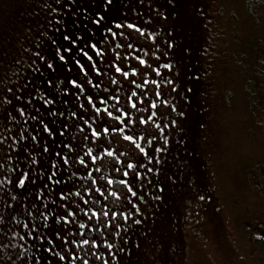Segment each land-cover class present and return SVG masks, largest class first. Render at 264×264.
I'll return each instance as SVG.
<instances>
[{
    "label": "snow or ice",
    "instance_id": "obj_1",
    "mask_svg": "<svg viewBox=\"0 0 264 264\" xmlns=\"http://www.w3.org/2000/svg\"><path fill=\"white\" fill-rule=\"evenodd\" d=\"M115 2L102 0L103 11L111 10ZM74 3L75 0H55V5L65 9ZM139 3L143 6L144 0ZM182 3L183 0H165L151 8L149 21H140L137 13L139 22L126 14L109 21L98 10L84 16L95 26L88 28L85 37L79 31H68L63 19L57 18L62 15L61 9L43 0L51 19H47L46 29L37 34L35 49H24L28 60L25 64L16 59L14 63L19 67L12 76L0 75V127L8 134L0 133V161H4L0 162V170L9 173L0 180V200L7 197L0 212H9L7 218L0 215V245L9 247L3 244L6 233L2 229L11 222L13 227L25 230L23 234L12 231L13 238L35 239L43 253L50 254L46 264H123L125 257L131 261L133 253L125 247L130 243L126 236L133 226L139 228L149 221L153 202L161 201L164 193L159 181L150 179L161 171L162 160L156 154H163L170 142L165 133L164 143L159 144L160 132L152 128L157 114L163 116L157 102L169 117L176 113L175 119L165 117L167 122L156 125L161 131L170 126L175 130L179 118L185 116L166 99L167 95H179L176 79L167 78L175 67L169 51L178 46L175 30L168 32L165 28L163 41L156 32L157 26L167 25L169 17L180 19ZM82 12L86 10L77 8L72 15ZM73 25L79 28L75 21ZM131 39L141 51H150L132 58L129 50L134 46L127 42ZM45 45L50 48L47 54ZM112 48H123L126 54L117 52L113 56ZM163 57L168 60L161 63ZM161 68L168 70L167 76ZM21 69L24 75H19ZM60 70L64 72L63 79L49 76L44 88L28 79L32 73L44 77ZM156 78L171 86L167 93ZM98 80L116 87L103 86ZM60 97H64V105L71 104L70 109L56 106ZM29 121L31 129L25 127ZM9 125H18L21 131L14 134ZM73 129L75 137L59 139ZM8 139L9 152L14 151L13 145H19L25 154L23 164L9 167L13 157L4 152ZM199 199L204 200V196ZM25 219L30 222L24 223ZM112 236H119L121 244L114 246ZM42 259L37 257L34 264H40ZM17 262L25 264L24 252L18 250L12 258L11 264Z\"/></svg>",
    "mask_w": 264,
    "mask_h": 264
},
{
    "label": "rangeland",
    "instance_id": "obj_2",
    "mask_svg": "<svg viewBox=\"0 0 264 264\" xmlns=\"http://www.w3.org/2000/svg\"><path fill=\"white\" fill-rule=\"evenodd\" d=\"M78 1L86 12H82V16L78 13L76 17L64 12L65 25L68 31H79L87 37L88 28L95 26L90 25L84 16H92L98 10L103 11L105 6L102 0H95V4L93 0ZM164 3L165 0H151V3L144 0L141 6L139 0H116L111 10L103 11V14L109 21L113 17L126 14L130 20L139 22L137 21L139 13L140 21H149L151 8ZM132 9L136 11L133 12ZM241 9L238 0H183L180 19L176 20L175 16L169 17L167 25L156 28L161 41L166 35L165 28L168 32L175 30L174 38L178 46L175 51L169 49L175 67L170 76H167L168 70L161 68L160 71L167 78L176 79L179 95H167L166 99L170 106H177L178 111L182 110L185 116L179 118L175 130L170 126L161 131L156 125L162 121L167 122L165 117L175 119L176 113L169 117L160 106V102H157L163 116L157 114L152 128L160 132L159 144L164 143L165 133L168 134L170 142L165 145L163 154H156L162 160L161 171L150 179L159 181L164 189L163 199L152 204L155 216L150 212L151 218L146 224L139 229L132 228L128 232L126 239L130 243L125 247L133 255L131 261L125 257L123 264H264V244L258 245L256 241L253 242V238L258 236V232L253 231L254 228L258 230L260 228L264 232V208H257L252 204L260 195L252 193L241 173L243 165L257 161L261 153L257 138L251 141L252 136L249 137L246 133L247 115L237 75L236 60L240 58L235 49V42L238 36L241 37ZM164 10L167 11V8ZM5 13L2 14L4 19L10 16V9ZM72 17L75 20H72ZM4 19L0 18V28H7V31L0 34L3 38L0 39V48L2 47L0 75L9 72L8 76H12L11 72H16L19 67L14 63L19 56L16 45L22 43V46L26 44L27 47L30 45L33 48L37 42V35L32 37V33L27 34V31L19 34L22 30L12 21H5L4 27L2 25ZM73 21L79 28L74 27ZM58 38L60 39V36ZM127 42L134 46L129 50L132 58L137 53L144 56L145 52L150 51L148 48L141 51L135 39ZM140 42H144L142 37ZM27 49L29 52L32 51L29 47ZM110 51L113 56L117 52L120 55L126 54L123 48H112ZM151 51L156 49L152 48ZM21 54L24 57L22 63L26 64L28 54ZM14 56L15 59L12 61ZM144 58L148 59L146 56ZM167 60L168 57H163L161 63ZM125 65L130 67L128 61H125ZM24 74V70L21 69L19 75ZM34 74L28 78L42 88L47 87L44 81L49 76L55 78L50 72L44 77ZM54 74L63 79V70ZM156 79L167 93L171 86L160 78ZM97 83L113 89L116 87L108 84L106 80H98ZM63 99L64 97H60L58 100ZM68 99L71 100V97ZM61 103L62 101L59 102L62 106ZM62 108L70 109L71 104L67 106L63 104ZM152 111L155 112L156 109ZM3 123L8 125L7 121ZM9 126L12 127L14 134L21 131L16 126ZM143 127L141 126V130ZM0 133H3L2 127ZM76 135L77 132L73 129L59 139L67 141ZM9 144L10 139L5 140L4 152L13 157L9 167L11 164H23L25 154L20 146L13 145L16 146L15 152L9 153ZM112 146L116 147L115 144ZM145 146L147 147L146 144ZM28 147L31 148L32 145L28 144ZM7 175H9L7 170H0V180ZM7 190L6 185L5 191ZM262 194L264 195V192ZM200 196H204V200L201 201ZM148 199L151 200V194ZM6 201L7 197L0 200V207H3ZM44 203L48 204L50 201ZM25 206H28L27 201ZM0 215L7 218L9 212L5 209ZM29 222L27 219L24 220V223ZM2 231L6 233L3 236V244H8L9 247L0 245V264H11L18 250L24 252L25 264H34L37 257H44L40 264H46L50 254L43 253L39 246L40 242L35 239L20 241L18 237H12V231L23 234L25 230L15 228L9 222ZM111 242L116 246L121 244V239L119 236H112ZM11 244L23 247L16 249L12 248ZM136 245H139V248Z\"/></svg>",
    "mask_w": 264,
    "mask_h": 264
},
{
    "label": "trees",
    "instance_id": "obj_3",
    "mask_svg": "<svg viewBox=\"0 0 264 264\" xmlns=\"http://www.w3.org/2000/svg\"><path fill=\"white\" fill-rule=\"evenodd\" d=\"M238 2L241 4L242 8V31L241 37L238 36V40L235 42V49L240 58V60H236V67L237 75L240 80L239 88L242 95L241 97L247 115L248 127L246 133L249 137L252 136V138H250L251 141L257 138L261 149L260 158L253 163L244 164L241 168V173L252 193L260 195L256 201H252V204L256 205L257 208H264V195L262 194V192H264V0H238ZM48 3L61 9L62 15L57 18H62L64 23V12H68L72 15L75 9H83L81 2L78 0H75V3L70 5L67 9L63 8V5H55V0H48ZM8 9H10V16L4 19L2 14L7 12ZM48 11L49 9L43 6V0H1L0 3V18L1 20L4 19L2 25L5 27V21H12V23L22 30L19 34L23 31H27V34L30 32L32 33V37L46 29L47 19H51V17L47 15ZM82 14L83 13H80L81 16ZM71 19L75 20L73 17ZM25 24L28 25L26 26ZM5 31H7V28H0V34ZM19 34H17V36H20ZM49 34L52 35L51 32ZM1 36L2 35H0V39L3 40ZM26 36L25 33V37ZM58 36L59 34H56L55 38L59 41L60 39ZM28 47L30 50L35 49V45H33V48L30 45ZM28 47L26 44L22 46V43L16 45L19 54L16 59H20L24 62V57L21 53H24V49ZM46 47L49 46L45 45V48ZM1 50L2 47L0 48V51ZM44 51L47 54L50 48H46ZM15 56L12 61H14ZM12 73L13 72H11V74ZM5 74L8 76L9 72H5ZM52 75L57 77L56 74ZM60 101L57 100L56 106L58 108H62L63 106L62 103V106L59 104ZM14 126L20 129L18 125ZM25 127L30 129L32 127V122L29 121ZM12 148L14 153L16 146H12ZM248 175L251 176L248 177ZM142 226L143 225L140 227ZM132 228L137 227L133 226ZM145 229L147 230L148 227L146 226ZM253 231L258 232V236L253 238V242L256 241L258 245L264 244V235L261 234L264 232L260 228L259 230L258 228H254ZM139 233L138 231L137 235H139Z\"/></svg>",
    "mask_w": 264,
    "mask_h": 264
}]
</instances>
